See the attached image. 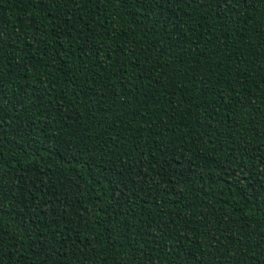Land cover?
Returning a JSON list of instances; mask_svg holds the SVG:
<instances>
[{
    "label": "trees",
    "instance_id": "obj_1",
    "mask_svg": "<svg viewBox=\"0 0 264 264\" xmlns=\"http://www.w3.org/2000/svg\"><path fill=\"white\" fill-rule=\"evenodd\" d=\"M0 264H264V0H0Z\"/></svg>",
    "mask_w": 264,
    "mask_h": 264
}]
</instances>
